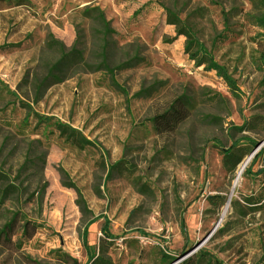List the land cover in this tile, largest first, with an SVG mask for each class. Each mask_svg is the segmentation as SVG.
<instances>
[{"label":"rangeland","instance_id":"374dc122","mask_svg":"<svg viewBox=\"0 0 264 264\" xmlns=\"http://www.w3.org/2000/svg\"><path fill=\"white\" fill-rule=\"evenodd\" d=\"M29 1L0 9L18 98L0 89V264H194L199 249L264 264V0ZM181 24L235 93L188 58ZM180 96L185 119L154 126ZM19 100L92 144L23 123Z\"/></svg>","mask_w":264,"mask_h":264},{"label":"trees","instance_id":"16d2710c","mask_svg":"<svg viewBox=\"0 0 264 264\" xmlns=\"http://www.w3.org/2000/svg\"><path fill=\"white\" fill-rule=\"evenodd\" d=\"M29 5H30L29 0H0V9H9L14 7L29 6ZM262 6H263V13L258 18L257 21L260 24V26L264 29V1L262 2ZM165 11L169 13L170 17L172 16L168 9H165ZM176 31L178 35L181 34L185 37L184 52L188 55V58L193 61L194 65L195 66L203 65L206 70L214 71V73L223 80L226 86L230 88L232 93H235L237 91V86L235 81H233L232 78L226 73L225 68L223 66H220L217 62H215L211 54V51L208 50L207 47L197 38L196 34L184 24H181L176 29ZM111 32L112 30L109 28L108 23L105 22V29L103 31V35L106 36ZM72 51L74 52L75 50L72 49ZM65 57L67 56L64 55L62 58ZM57 65H59V62L54 64L51 67L50 71L55 70ZM0 89L5 90L7 93H10L12 96L18 99L14 92L6 90L2 81H0ZM18 103L20 107H26L28 109L23 123H27L28 118L30 117V115H32V117L36 120L37 127L44 126V129L52 128L53 130L57 131L58 137L62 138L63 142L68 146L75 147L77 149H84L86 145L92 144V142L87 140L80 133V131L72 128L70 125L62 122L61 120L56 119L53 116L41 115L39 113L34 112L29 106V104L23 102L22 100H19ZM186 104H187V99L184 96H180L176 98L165 111H163L158 115L153 116L150 119V121L156 127L164 126L166 127L167 130H171L185 119ZM118 165L119 162L109 167L107 174L108 177L112 174L113 170L116 169ZM3 178H4V174L0 172V181H2ZM11 187H12L11 185H5L0 187V209L5 198L9 195L10 192H12L10 189ZM85 233L86 230H84L83 232L82 242L83 245L87 248ZM164 257L170 259V256L168 254H164ZM172 260L175 261L176 258L175 259L171 258V261ZM186 263L187 261H184L183 263H179V264H186ZM194 264H221V261L211 252L204 249H199L196 252Z\"/></svg>","mask_w":264,"mask_h":264},{"label":"bare ground","instance_id":"6f19581e","mask_svg":"<svg viewBox=\"0 0 264 264\" xmlns=\"http://www.w3.org/2000/svg\"><path fill=\"white\" fill-rule=\"evenodd\" d=\"M243 164H244V163H242V165H243ZM242 165H241V166H242ZM239 172H240V171H239Z\"/></svg>","mask_w":264,"mask_h":264}]
</instances>
